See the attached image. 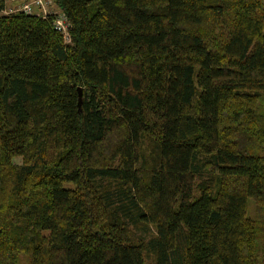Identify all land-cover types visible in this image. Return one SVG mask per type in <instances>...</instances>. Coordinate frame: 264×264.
<instances>
[{
  "label": "trees",
  "instance_id": "obj_1",
  "mask_svg": "<svg viewBox=\"0 0 264 264\" xmlns=\"http://www.w3.org/2000/svg\"><path fill=\"white\" fill-rule=\"evenodd\" d=\"M4 1L0 264H264V0Z\"/></svg>",
  "mask_w": 264,
  "mask_h": 264
},
{
  "label": "built area",
  "instance_id": "obj_2",
  "mask_svg": "<svg viewBox=\"0 0 264 264\" xmlns=\"http://www.w3.org/2000/svg\"><path fill=\"white\" fill-rule=\"evenodd\" d=\"M52 0H23L20 4H17V8L26 13H36L38 15H45L47 13L53 14L52 25L61 33L64 42H68L69 34L67 30L68 22L64 13L57 7L55 9L50 8V2Z\"/></svg>",
  "mask_w": 264,
  "mask_h": 264
},
{
  "label": "rangeland",
  "instance_id": "obj_3",
  "mask_svg": "<svg viewBox=\"0 0 264 264\" xmlns=\"http://www.w3.org/2000/svg\"><path fill=\"white\" fill-rule=\"evenodd\" d=\"M21 1L22 0H5L2 12L7 13V12H11V11H18L19 9L17 8V4H20ZM50 8H52V9L57 8L53 0L50 2ZM247 209H248V213L251 214L252 209H253V202L251 200H249L247 203ZM16 264H27L26 254L19 252L17 254V258H16ZM144 264H150V258L145 257Z\"/></svg>",
  "mask_w": 264,
  "mask_h": 264
},
{
  "label": "water",
  "instance_id": "obj_4",
  "mask_svg": "<svg viewBox=\"0 0 264 264\" xmlns=\"http://www.w3.org/2000/svg\"><path fill=\"white\" fill-rule=\"evenodd\" d=\"M76 89H77V105L79 106V95H80V88L77 86L76 87Z\"/></svg>",
  "mask_w": 264,
  "mask_h": 264
},
{
  "label": "bare ground",
  "instance_id": "obj_5",
  "mask_svg": "<svg viewBox=\"0 0 264 264\" xmlns=\"http://www.w3.org/2000/svg\"><path fill=\"white\" fill-rule=\"evenodd\" d=\"M53 4V3H52ZM18 6V5H17ZM52 9V8H51ZM54 9V8H53ZM66 17V16H65ZM67 22H68V20H67ZM69 24V23H68ZM68 28H69V26H68Z\"/></svg>",
  "mask_w": 264,
  "mask_h": 264
},
{
  "label": "crops",
  "instance_id": "obj_6",
  "mask_svg": "<svg viewBox=\"0 0 264 264\" xmlns=\"http://www.w3.org/2000/svg\"><path fill=\"white\" fill-rule=\"evenodd\" d=\"M23 1V0H22Z\"/></svg>",
  "mask_w": 264,
  "mask_h": 264
}]
</instances>
